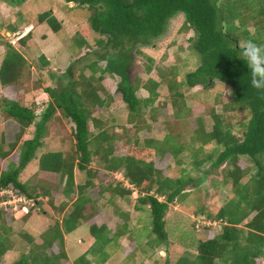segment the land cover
Wrapping results in <instances>:
<instances>
[{
  "label": "trees",
  "instance_id": "16d2710c",
  "mask_svg": "<svg viewBox=\"0 0 264 264\" xmlns=\"http://www.w3.org/2000/svg\"><path fill=\"white\" fill-rule=\"evenodd\" d=\"M63 1L66 6L73 5L66 7L69 10L81 9L89 13L78 27L89 25L92 32L99 36L96 40L98 49L94 53L95 60L86 67L88 76L84 70L74 72L72 67L59 75L44 55L39 57L37 70L45 72L55 82V86L43 89L49 101L44 106L42 104L44 109L39 116L34 104L24 106L7 98L2 99V112L18 124L19 130L14 141L7 142L2 138L0 143V161L9 162L6 169L0 171V192L12 191L16 196L34 202L36 209L38 204L35 201L41 197L49 198L52 204L58 192L65 199L58 207L60 215L63 214L62 220L50 224L40 234L39 242L30 234H21L30 253L14 264H106L111 257L110 249L117 247L120 240L129 234L128 220H124L115 231L106 224L90 225L92 245L73 263L69 262L66 253L65 236L99 214L100 207L91 198V190L95 187L99 188L101 197L105 193L110 194L109 203H113L115 198L127 199L133 195L132 189L138 190L140 196L134 208L136 211L148 208L151 219L147 246L150 250L167 247L169 236L166 224L171 205L183 199V192L189 185H200L202 180L183 175L165 177L156 168V159L161 161L169 155L176 165H181L183 152L190 153L196 169L209 161L213 174L224 169L223 182L232 187L233 197L215 214L208 213L211 222L220 226L218 233L209 227L204 228L205 232L197 230L204 239L198 241L195 247L188 246L174 262L166 259L153 264H264V90L251 86L247 65L239 58V49L244 47L240 43L251 39L264 44V0ZM178 15H182L184 21L177 35L187 37L189 48L197 59L196 68L184 79H181L177 65H164L154 73L155 60L137 50L146 62L143 73L147 78L142 79L134 70L133 50L137 46H152L155 40L164 37L171 20ZM37 24H46L55 34L62 29V22L52 11L39 14ZM250 24L254 27L253 33L248 29ZM17 29L14 25L7 26V31L12 34L17 33ZM31 37V32L19 37L18 44L26 47ZM74 44L78 50L89 46L83 37H75ZM4 47L0 84L3 92H7L11 88H20L21 80L30 76L27 72L30 68L27 58L14 45L7 43ZM101 62L105 63L104 67H100ZM106 76L119 79L117 91L127 108L128 123L133 124L139 119L141 124L136 125L138 133L151 132L152 124L161 123L165 131L161 140L152 137L141 140L139 134L135 135L128 139L126 155L115 156L114 145L121 136L111 135L104 129L107 125V121L103 120L104 114L114 102L101 83ZM215 82L231 91L230 101L222 107L223 114L210 108L207 116L212 121L211 130H206L203 118H197V127L192 131L190 140L180 141L182 135L170 132L173 130L169 125L171 123L161 122L160 112L170 109L175 122L186 120L190 116V108L184 90L197 86L212 88ZM162 87L167 92L163 98L160 94ZM142 90L147 93L144 99L138 96ZM101 92L105 94V99L101 98ZM95 109L101 110L99 117H94ZM239 111L248 112L250 117L247 123L242 124V131H234L224 113ZM58 114L72 123V151L68 155L60 150H49L37 158V151L44 146L47 124L60 119ZM89 124L96 133L89 130ZM32 126L33 136L22 141ZM122 132H125L123 127ZM210 145L222 149L199 158L204 147ZM17 150L18 163L10 159ZM95 157L107 175L121 172L123 180L132 189L123 188L122 183L112 186L100 182L96 185L99 170L90 166ZM35 158L38 159L41 174L59 177L58 185L44 182L30 186L21 182L22 170ZM241 158L250 161L252 167H243ZM76 171L86 173L83 184H76ZM248 176V181L244 182ZM7 198V195L0 196V202ZM72 200L68 207V201ZM31 212L21 218L24 224L31 218ZM14 216L15 211L11 208L0 207V264L13 248L10 220H14ZM122 216V219L127 218V215ZM206 232L213 235L206 237Z\"/></svg>",
  "mask_w": 264,
  "mask_h": 264
},
{
  "label": "rangeland",
  "instance_id": "374dc122",
  "mask_svg": "<svg viewBox=\"0 0 264 264\" xmlns=\"http://www.w3.org/2000/svg\"><path fill=\"white\" fill-rule=\"evenodd\" d=\"M66 7H73L70 3L66 6L63 0H23L15 2L14 0H0V65L4 57L5 47L7 43H11L14 47L21 51L27 58L30 70V76L21 80L20 88H11L7 92H3L0 84V143L2 138L7 142L15 140V135L19 130L16 122L6 117L2 112V99L7 98L16 101L24 106L36 105V113L39 116L42 111V101L48 102L49 97L43 93V89L55 86L45 72L37 70L36 64L41 55H44L49 61L54 70L59 75L63 74L69 67H72L74 72L84 70L85 75L88 76L86 67L95 60L94 53L98 49L96 40L99 36L94 34L89 25L82 27L78 25L85 21L89 13L85 10L72 11ZM52 11V13L62 22V29L58 34L53 33L46 24L38 25V15ZM184 18L178 15L171 20L167 34L155 40L152 46H137L133 50L134 56V70L140 74L142 79L147 76L143 73V66L146 64L145 57L137 53L142 52L145 56L152 57L155 62L154 73L157 68L170 67L177 65L181 79L185 75L194 70L197 66V59L194 53L190 50L187 43V37L178 36V32ZM8 25L16 26L17 33L12 34L7 31ZM248 29L251 33L254 32L253 25H249ZM31 32V39H28L26 47H21L18 44L19 37ZM83 37L88 47L78 50L74 44V38ZM241 46L244 43H240ZM181 47V50L179 49ZM165 57V58H164ZM100 67H104L105 63L101 62ZM97 77L100 74H96ZM155 76V74H153ZM102 85L108 89V94L114 98V102L108 108V113L104 114V121H107L106 128H104L111 135H119L121 139L115 142L114 151L115 156H125L128 149V139L133 136H140L141 140L145 138H155L161 140L164 137V130H162L161 123L152 124V131H136V125L141 124L138 119L133 124L128 123V111L126 106L121 101V95L117 91L119 79L115 76H106ZM185 89V88H184ZM188 100V107L190 108V116L184 121L175 122L170 109L162 110L161 122L166 121L173 130L172 133H180L182 138L180 141H189L191 133L196 129V119L203 118L205 121L206 130L210 131L212 128V121L207 116L210 108H214L216 113L223 114L222 107L231 99V91L218 82H215L212 88L203 89L197 86L191 90H184ZM161 98L166 97L167 92L165 87L160 89ZM102 99H105V94L100 93ZM139 97H147L145 91L139 92ZM161 101V100H160ZM46 105V104H44ZM102 114L100 109H95L94 117H99ZM57 116H60L59 114ZM224 117L229 126L234 131H242V124L247 123L249 113L239 111L236 113H224ZM122 127L125 132H122ZM71 128L72 123L69 120L56 119L47 124L46 133L44 135V146L37 151V158L42 153L47 151L60 150L65 154L70 155L72 151L71 144ZM89 130L96 133L92 124H89ZM34 134V127H30L22 138V141L29 139ZM131 140V139H130ZM215 145L206 146L203 149L199 158H203L205 154L212 153L214 150L220 151L222 148H215ZM19 150L14 153L10 159L18 163ZM32 160L21 172L20 180L22 183L34 186L36 184L49 183L50 185H58L60 179L58 176H51L41 174L38 168V159ZM215 158V155H214ZM183 163L176 165L174 160L167 155L163 160L156 159V168L162 172L165 177L177 178L180 176L191 177L194 180L201 179L200 185H189L187 190L183 192L184 197L181 201H177L171 205V210L167 216V231L169 236L168 246L159 247L155 250H150L147 246L149 242L148 235L151 233V219L148 208L144 207L142 211H136L134 208L135 201L140 196L136 189H132L126 180L122 181L120 173L109 176L101 169L99 160L95 157L90 164L91 167L99 170L98 179L95 180L96 185L101 182L111 184L112 186L122 183L125 189H132L133 195L127 199L115 198L113 203H109L110 194L105 193L104 197L100 196L99 188L91 190V198L99 205V214L89 220L87 223L79 227L74 233L65 236L66 253L69 262L73 263L75 259L81 256L93 243L89 235V226L92 224H106L109 229L115 231L119 226L123 225L124 220H128L127 236L123 237L119 245L110 249V260L106 264H153L154 262L162 263L166 259L174 262L177 258L182 256L187 247L196 245L198 241L204 238L196 232L201 230L205 232L204 228L209 227L215 233H218L221 228L219 225L211 222L208 213L215 214L225 202L233 197L232 187L229 184H224L222 174L223 170L213 174L210 167L211 162L205 163L200 168L194 167V159L188 152H183L181 155ZM8 161H0V171L5 170ZM240 163L243 167H252L250 161L246 158H241ZM255 173L253 170L252 174ZM85 172H75V181L77 185L83 184L86 180ZM123 177V176H122ZM250 176L244 178V182L248 181ZM45 179V180H44ZM49 181V182H48ZM61 186V185H60ZM14 201V200H12ZM39 201V202H37ZM31 204H24L27 211L31 212V219L29 224H24L21 218L25 215V211L14 210V220H10L12 226V241L13 248L6 253L1 264H14L21 258L29 256V246L21 237V234L27 233L34 237L36 242H39V237L42 232L56 221H61L63 214L60 215L58 207L65 201L60 193L56 192L52 199V204L49 198L41 197ZM73 200L68 201V207ZM17 201L11 205L15 206ZM33 204V206H32ZM35 205V206H34ZM67 207V208H68ZM31 208V210L29 209ZM9 210V209H6ZM69 209H67L68 211ZM114 211L121 213L116 214ZM127 215L126 219H122ZM9 218V217H8ZM9 221V220H8ZM206 237H211L210 232L205 233ZM211 235V236H210ZM193 250V249H191ZM130 256V258H127ZM68 264V263H63Z\"/></svg>",
  "mask_w": 264,
  "mask_h": 264
},
{
  "label": "clouds",
  "instance_id": "9594fccd",
  "mask_svg": "<svg viewBox=\"0 0 264 264\" xmlns=\"http://www.w3.org/2000/svg\"><path fill=\"white\" fill-rule=\"evenodd\" d=\"M239 58L247 65L251 86L264 90V44L246 40L244 47L239 49Z\"/></svg>",
  "mask_w": 264,
  "mask_h": 264
},
{
  "label": "built area",
  "instance_id": "2783aa9c",
  "mask_svg": "<svg viewBox=\"0 0 264 264\" xmlns=\"http://www.w3.org/2000/svg\"><path fill=\"white\" fill-rule=\"evenodd\" d=\"M121 175V174H120ZM122 180H123V177L121 176ZM2 195H7L8 198L3 201V202H0V207H3L4 209H12L13 211L15 210H21L22 211H25V214L28 213L27 211V207H29V205L25 206L24 204H26L28 202V204H31V202L25 200L23 197H20V196H16L12 191H2L0 192V196ZM14 200V201H12ZM17 201V204L15 203V206L11 205L12 203L16 202ZM23 205L21 208H20V205ZM33 206V204H32Z\"/></svg>",
  "mask_w": 264,
  "mask_h": 264
},
{
  "label": "crops",
  "instance_id": "0c3cea01",
  "mask_svg": "<svg viewBox=\"0 0 264 264\" xmlns=\"http://www.w3.org/2000/svg\"><path fill=\"white\" fill-rule=\"evenodd\" d=\"M42 104H43V106H44L45 102L42 101ZM30 220H32V219L30 218V219L25 223V225H26V224H29V223H30Z\"/></svg>",
  "mask_w": 264,
  "mask_h": 264
},
{
  "label": "water",
  "instance_id": "95a60500",
  "mask_svg": "<svg viewBox=\"0 0 264 264\" xmlns=\"http://www.w3.org/2000/svg\"><path fill=\"white\" fill-rule=\"evenodd\" d=\"M23 1V0H16V2Z\"/></svg>",
  "mask_w": 264,
  "mask_h": 264
},
{
  "label": "flooded vegetation",
  "instance_id": "af4514ba",
  "mask_svg": "<svg viewBox=\"0 0 264 264\" xmlns=\"http://www.w3.org/2000/svg\"><path fill=\"white\" fill-rule=\"evenodd\" d=\"M5 1H7V0H5ZM11 1H13V0H11ZM15 2H16V0H14Z\"/></svg>",
  "mask_w": 264,
  "mask_h": 264
}]
</instances>
